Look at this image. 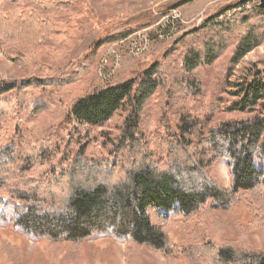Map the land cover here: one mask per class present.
<instances>
[{
    "label": "trees",
    "instance_id": "obj_1",
    "mask_svg": "<svg viewBox=\"0 0 264 264\" xmlns=\"http://www.w3.org/2000/svg\"><path fill=\"white\" fill-rule=\"evenodd\" d=\"M23 4L0 0V42L23 46L24 53L17 49L15 58L42 78L52 69L38 64L30 49L49 42L59 25L39 13L60 10L62 5L18 9ZM234 6L242 10L234 18L219 25L205 23L184 36L189 37L188 47L174 63L182 72L173 92L175 128L165 123L153 133L140 129L144 107L168 78L162 64L155 62L140 78L107 86L73 103L72 118L89 127L104 125L119 110L126 113L120 135L103 143L108 146L106 159L78 157L54 166L59 142L51 137L30 142L23 150L10 143L0 146V218L25 235L53 242H81L105 234L170 253L171 243L152 222L149 210L188 216L208 203L229 209L243 194H264V71H249L233 85L234 100L224 111L243 118L217 122L219 110L206 102L203 119L191 110L193 103L204 100L202 83L190 76L192 72L211 67L234 46L227 65L233 72L264 41V9L245 10L241 1ZM79 68L77 77L83 73ZM32 84L34 79L0 86V131L24 110ZM219 159L230 170L227 189L208 172ZM238 242L214 248L216 263L264 264L263 251Z\"/></svg>",
    "mask_w": 264,
    "mask_h": 264
},
{
    "label": "rangeland",
    "instance_id": "obj_2",
    "mask_svg": "<svg viewBox=\"0 0 264 264\" xmlns=\"http://www.w3.org/2000/svg\"><path fill=\"white\" fill-rule=\"evenodd\" d=\"M19 1L24 2L20 10L37 11L43 3L59 4L62 8L39 13L59 25L49 42L30 49L38 64L52 69L44 77L39 78L32 68L17 61V49L24 53L23 46L0 42V86L31 79L36 83L27 89L29 96L24 110L0 131V146L10 143L23 150L26 144L36 140L57 139L59 146L52 159L57 167L68 165L78 157L106 159L108 146L103 143H110L109 139L120 135L126 118V113L119 110L104 125L89 127L72 118L73 103L107 86L140 78L141 72L155 62L162 64L168 78L144 107L140 129L153 133L165 123L175 128L173 92L178 89L177 75L182 72L178 73L174 63L177 54L188 47L189 37L184 36L202 29L205 23L219 25L242 12L234 6L240 0ZM244 5L245 10H251L259 6V1ZM174 9L180 11L182 21L176 23L170 39H160L162 24L159 23H164L165 17L170 19ZM145 29H149L151 40L146 53L133 57L123 43L119 46L122 57L116 72L110 77L101 75L109 47ZM233 49L234 46L211 67H201L190 75L202 83L204 91V100L196 101L191 107L195 117L207 116L206 103L214 104L219 110L217 122L244 117L224 109L234 100L231 91H235L233 85L241 76L256 69L264 71V41L246 54L230 74L227 65ZM70 64L75 67L65 72ZM78 67L83 71L79 78L75 76ZM176 96L182 100L181 95ZM208 172L218 185L230 188V170L224 160H216ZM148 212L152 222L167 235L170 253L132 245L105 234L81 242H53L25 235L13 223L0 218V264H217L214 248L234 239L247 248L264 252V194L260 192L243 194L240 202L229 209L214 208L208 203L188 216L178 211Z\"/></svg>",
    "mask_w": 264,
    "mask_h": 264
},
{
    "label": "built area",
    "instance_id": "obj_3",
    "mask_svg": "<svg viewBox=\"0 0 264 264\" xmlns=\"http://www.w3.org/2000/svg\"><path fill=\"white\" fill-rule=\"evenodd\" d=\"M167 18L169 17L164 18V23H162L163 21H160L159 23V26L162 24V27L158 35L159 38L163 40L170 39L174 32L173 30L176 27V23L182 21L181 13L178 9L172 10L170 19ZM147 30L145 29L135 31L132 35L127 36L125 39L118 41L114 45L110 46L107 51V56L103 59L100 74L110 77L116 72L120 63V59L122 57L119 46H121V44L123 43H126V51L129 55L133 57H142L149 49L151 43V40L148 37Z\"/></svg>",
    "mask_w": 264,
    "mask_h": 264
},
{
    "label": "water",
    "instance_id": "obj_4",
    "mask_svg": "<svg viewBox=\"0 0 264 264\" xmlns=\"http://www.w3.org/2000/svg\"><path fill=\"white\" fill-rule=\"evenodd\" d=\"M242 3H248V2H250V1H252V0H240ZM259 1V7L261 8V9H264V0H258Z\"/></svg>",
    "mask_w": 264,
    "mask_h": 264
},
{
    "label": "crops",
    "instance_id": "obj_5",
    "mask_svg": "<svg viewBox=\"0 0 264 264\" xmlns=\"http://www.w3.org/2000/svg\"><path fill=\"white\" fill-rule=\"evenodd\" d=\"M126 38V37H125ZM125 38H123V39H125Z\"/></svg>",
    "mask_w": 264,
    "mask_h": 264
}]
</instances>
